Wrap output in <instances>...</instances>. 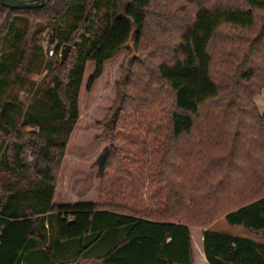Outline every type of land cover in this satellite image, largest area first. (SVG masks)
<instances>
[{
    "label": "trees",
    "instance_id": "obj_1",
    "mask_svg": "<svg viewBox=\"0 0 264 264\" xmlns=\"http://www.w3.org/2000/svg\"><path fill=\"white\" fill-rule=\"evenodd\" d=\"M122 49L95 162L106 196L56 204L86 65L89 90ZM262 89L264 0L0 5V264H194L192 227L208 264H264V242L210 228L264 234ZM142 169L156 204L136 196Z\"/></svg>",
    "mask_w": 264,
    "mask_h": 264
},
{
    "label": "rangeland",
    "instance_id": "obj_2",
    "mask_svg": "<svg viewBox=\"0 0 264 264\" xmlns=\"http://www.w3.org/2000/svg\"><path fill=\"white\" fill-rule=\"evenodd\" d=\"M46 57L53 56L48 53ZM132 53L127 49L120 50L113 58L103 63L101 75L94 81L89 90L85 85L88 77L93 73L95 64L88 62L85 68L81 93L79 98V119L70 135L65 154L61 161L54 194V203H66L77 200H96L99 197L105 198L108 179H99L95 167L96 159L105 147L103 136L104 124L116 111V93L122 77V64L126 57ZM42 75H33V79L38 81ZM255 103L259 112L264 117V89L255 98ZM137 140L144 138V132L135 133ZM151 143L150 139L143 143V149ZM142 149V150H143ZM145 158V156H144ZM144 169L141 171V181L137 190V198L145 199L146 203L156 204L155 199H147L144 194ZM134 197L121 194L118 198L121 202H132ZM212 230L226 231L235 235H247L242 227L230 226L219 217L210 224ZM192 244L194 247V264H201V251L197 245V237L201 228L192 227ZM264 241V235L257 236ZM200 258V260H199Z\"/></svg>",
    "mask_w": 264,
    "mask_h": 264
},
{
    "label": "water",
    "instance_id": "obj_3",
    "mask_svg": "<svg viewBox=\"0 0 264 264\" xmlns=\"http://www.w3.org/2000/svg\"><path fill=\"white\" fill-rule=\"evenodd\" d=\"M50 0H0V5L12 9H35L43 7ZM70 45L65 44L59 52L60 64L65 63V59L70 50Z\"/></svg>",
    "mask_w": 264,
    "mask_h": 264
},
{
    "label": "crops",
    "instance_id": "obj_4",
    "mask_svg": "<svg viewBox=\"0 0 264 264\" xmlns=\"http://www.w3.org/2000/svg\"><path fill=\"white\" fill-rule=\"evenodd\" d=\"M190 232H191V238H192V236H193V230L191 229ZM242 236H247V235H242ZM248 236H250V237H252V238H254V239L258 240V241L264 242L261 239L259 240V237H257V236H260V235H251V234H248ZM192 241H193V239H192ZM197 245L199 246V249L201 251V254L200 255H201L202 259H203L202 262H201V264H208L207 261H206V259H205V257H204V255H203V251H202V230L199 233V236L197 237ZM193 250H194V247H193ZM193 253H194V251H193Z\"/></svg>",
    "mask_w": 264,
    "mask_h": 264
},
{
    "label": "built area",
    "instance_id": "obj_5",
    "mask_svg": "<svg viewBox=\"0 0 264 264\" xmlns=\"http://www.w3.org/2000/svg\"><path fill=\"white\" fill-rule=\"evenodd\" d=\"M48 53H49V55H52L53 54V49L49 48Z\"/></svg>",
    "mask_w": 264,
    "mask_h": 264
}]
</instances>
